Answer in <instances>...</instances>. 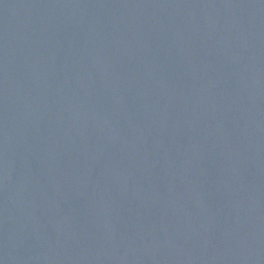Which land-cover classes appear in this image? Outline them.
Listing matches in <instances>:
<instances>
[{"label": "water", "instance_id": "water-1", "mask_svg": "<svg viewBox=\"0 0 264 264\" xmlns=\"http://www.w3.org/2000/svg\"><path fill=\"white\" fill-rule=\"evenodd\" d=\"M0 264H264V0H0Z\"/></svg>", "mask_w": 264, "mask_h": 264}]
</instances>
